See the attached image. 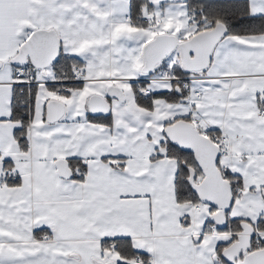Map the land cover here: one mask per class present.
I'll list each match as a JSON object with an SVG mask.
<instances>
[{"label": "snow or ice", "instance_id": "6c2138e0", "mask_svg": "<svg viewBox=\"0 0 264 264\" xmlns=\"http://www.w3.org/2000/svg\"><path fill=\"white\" fill-rule=\"evenodd\" d=\"M0 264H264V0H0Z\"/></svg>", "mask_w": 264, "mask_h": 264}]
</instances>
